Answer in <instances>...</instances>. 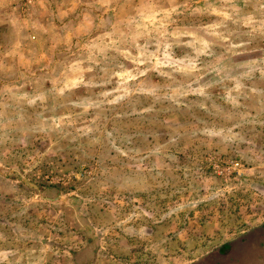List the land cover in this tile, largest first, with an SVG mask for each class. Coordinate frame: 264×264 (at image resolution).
<instances>
[{
	"label": "rangeland",
	"instance_id": "374dc122",
	"mask_svg": "<svg viewBox=\"0 0 264 264\" xmlns=\"http://www.w3.org/2000/svg\"><path fill=\"white\" fill-rule=\"evenodd\" d=\"M98 254L264 264V0H0V264Z\"/></svg>",
	"mask_w": 264,
	"mask_h": 264
},
{
	"label": "crops",
	"instance_id": "0c3cea01",
	"mask_svg": "<svg viewBox=\"0 0 264 264\" xmlns=\"http://www.w3.org/2000/svg\"><path fill=\"white\" fill-rule=\"evenodd\" d=\"M230 243V242H229ZM234 243V245L235 244H237L236 242H233ZM131 250V249H130ZM232 250H234V248L232 249ZM129 250H128V248H126V252H128ZM223 253L221 254V258H225V257H228L229 255H231L232 254V251H227L224 247H223V251H222ZM228 252V253H227ZM130 253H131V251H130ZM227 253V254H226ZM125 254H123V256H124ZM63 257H65L64 255H63ZM107 257H104V255L103 254H98L95 258H94V260L92 261V264H103L102 262L103 261H107V263L106 264H112L111 263V258H108V259H106ZM67 258L65 257V259L64 260H66ZM128 260H130V258L128 259ZM86 264H87V262H86ZM114 264V263H113Z\"/></svg>",
	"mask_w": 264,
	"mask_h": 264
},
{
	"label": "trees",
	"instance_id": "16d2710c",
	"mask_svg": "<svg viewBox=\"0 0 264 264\" xmlns=\"http://www.w3.org/2000/svg\"><path fill=\"white\" fill-rule=\"evenodd\" d=\"M226 245H231V246H232L230 251H232V249L234 248V247H233V246H234V243H233V242H230V243H228V244H226ZM235 245H236V244H235ZM237 245H238V244H237ZM227 247H228V246H226V247H224V248L226 249ZM222 251H223V249H222L221 251H219L218 255L221 256V254L223 253ZM230 251H229V252H230ZM227 253H228V252H227ZM227 253H226V254H227Z\"/></svg>",
	"mask_w": 264,
	"mask_h": 264
}]
</instances>
